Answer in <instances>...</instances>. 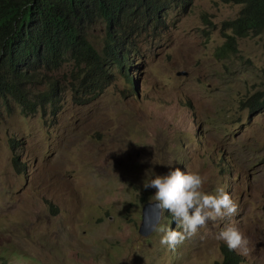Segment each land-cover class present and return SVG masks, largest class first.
Segmentation results:
<instances>
[{"label": "rangeland", "instance_id": "374dc122", "mask_svg": "<svg viewBox=\"0 0 264 264\" xmlns=\"http://www.w3.org/2000/svg\"><path fill=\"white\" fill-rule=\"evenodd\" d=\"M241 10L217 0L173 6L131 55L137 84L115 67L97 79L67 65L56 108L3 109L0 264H221L227 245L216 237L229 224L249 242L247 255L231 251L264 264V110L249 104L264 93V32L219 53L232 35L224 23ZM90 38L102 48L104 24ZM175 168L199 173L205 192L223 188L237 213L170 248L160 240L180 230L171 213L148 238L139 228L155 193L144 180Z\"/></svg>", "mask_w": 264, "mask_h": 264}, {"label": "trees", "instance_id": "16d2710c", "mask_svg": "<svg viewBox=\"0 0 264 264\" xmlns=\"http://www.w3.org/2000/svg\"><path fill=\"white\" fill-rule=\"evenodd\" d=\"M194 1L0 0V114L11 103L26 114L56 108L66 87L59 76L67 65L97 79L109 78V69L115 67L132 87L137 75L130 74V60L142 35L162 25L173 6L187 12ZM217 1L242 6L236 19L224 23L232 35L219 48L224 56L237 54L238 39L264 32V0ZM99 23L107 35L102 48L90 38ZM249 104L264 110V93ZM13 163L21 171L16 159ZM222 253L221 264L244 263L226 246Z\"/></svg>", "mask_w": 264, "mask_h": 264}, {"label": "clouds", "instance_id": "9594fccd", "mask_svg": "<svg viewBox=\"0 0 264 264\" xmlns=\"http://www.w3.org/2000/svg\"><path fill=\"white\" fill-rule=\"evenodd\" d=\"M203 182L199 173L182 171L180 168L170 170L165 175L154 173L153 178L144 180V189H155L153 198L156 205L171 213L180 229L165 231L160 240L162 245L174 248L195 235L208 221L215 222L236 215L237 205L230 195L223 188H218L215 193L205 192L202 190ZM216 238L230 250L247 255L249 242L234 224L222 228Z\"/></svg>", "mask_w": 264, "mask_h": 264}, {"label": "water", "instance_id": "95a60500", "mask_svg": "<svg viewBox=\"0 0 264 264\" xmlns=\"http://www.w3.org/2000/svg\"><path fill=\"white\" fill-rule=\"evenodd\" d=\"M181 75V74H180ZM162 212L155 203L147 202L142 210V222L139 228V234L145 238H148L157 229L161 218Z\"/></svg>", "mask_w": 264, "mask_h": 264}]
</instances>
